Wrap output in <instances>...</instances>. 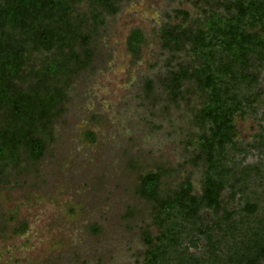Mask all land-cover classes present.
<instances>
[{"label": "rangeland", "instance_id": "374dc122", "mask_svg": "<svg viewBox=\"0 0 264 264\" xmlns=\"http://www.w3.org/2000/svg\"><path fill=\"white\" fill-rule=\"evenodd\" d=\"M234 1L125 0L113 15L91 0L68 1L70 19H80L83 32L94 31L95 58L70 76L44 156L3 170L0 264H150L152 246L144 243L143 232L151 234L154 246L168 230L171 240H162L158 264H215V257L236 264L241 252L232 249L231 232L214 224L230 215L241 227L247 202L264 214V51L239 62L249 65H233L238 63L226 45L229 26L236 23ZM94 9L103 21L95 30ZM165 27L176 28L179 38L167 48L160 37ZM136 28L144 43L133 58L126 42ZM199 31L214 64L231 61L234 72H243L237 80L255 97L243 103L244 116L235 117V145L218 157L226 180L220 206L200 209L199 219L189 222L176 213L154 215L138 187L141 176L161 172V192L185 179L194 194L201 191L206 168L201 137L209 134L200 118L204 90L194 77L177 96L165 85L170 72L203 64L194 45ZM252 217L259 223V216Z\"/></svg>", "mask_w": 264, "mask_h": 264}, {"label": "trees", "instance_id": "16d2710c", "mask_svg": "<svg viewBox=\"0 0 264 264\" xmlns=\"http://www.w3.org/2000/svg\"><path fill=\"white\" fill-rule=\"evenodd\" d=\"M68 1L0 0V177L7 164L15 171L16 167L35 164L44 156L53 137V126L64 110L65 89L70 76L87 68L95 58L94 31L83 32L80 30L83 22L78 18L70 19ZM91 1L98 9L113 15L118 11V4L125 0ZM232 7L236 23L229 26L231 37L226 49L233 62L238 63L233 65L246 66L249 64L239 62L246 63L247 54L264 51V0H235ZM92 17L95 30L96 25L103 22L101 13L95 10ZM76 22L78 24L74 26ZM213 30L224 33L219 32L218 27ZM176 31L174 27L161 29L160 37L165 48L179 41ZM186 33L180 35L188 37ZM197 33L194 45L203 64L192 71L184 67L170 72L165 85L171 94L177 96L183 83L194 77L204 90L205 103L200 118L202 123L209 125V134L201 137L206 163L201 191L194 194L190 181L185 179L175 189L161 192V172L141 176L138 187V194L151 203L154 215L168 217L176 213L189 222L199 219L200 209H218L220 206V194L226 180L218 157L227 145H235V117H243V103L250 104L255 97L251 87L239 83L237 78L243 72L239 68L235 69L238 73L234 72L231 61H223L218 66L214 64L205 34ZM143 43L141 31L132 29L127 36L128 53L136 58ZM231 76L235 79L232 80ZM146 86L151 91V83ZM242 211L247 222L242 221L241 227L236 225L237 222H230V215L214 225H224L233 233L229 235L232 249L241 252L236 264H256L264 258V214L252 202L245 203ZM254 215L260 217L259 223L252 217ZM169 233V230L161 233L155 238L158 244L153 246L151 234L143 232L144 243L152 246L148 253L150 264H158L162 240H171ZM232 261V258L215 257V264H231Z\"/></svg>", "mask_w": 264, "mask_h": 264}]
</instances>
